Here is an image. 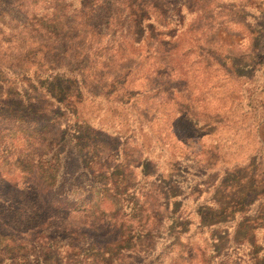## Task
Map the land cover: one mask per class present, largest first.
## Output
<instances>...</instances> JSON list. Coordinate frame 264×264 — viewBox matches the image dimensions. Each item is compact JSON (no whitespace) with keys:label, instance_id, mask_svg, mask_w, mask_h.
Wrapping results in <instances>:
<instances>
[{"label":"trees","instance_id":"obj_1","mask_svg":"<svg viewBox=\"0 0 264 264\" xmlns=\"http://www.w3.org/2000/svg\"><path fill=\"white\" fill-rule=\"evenodd\" d=\"M217 9L215 0H0V264H264V165L257 181L228 188L225 172L202 176L172 140L177 130L201 136L182 110L195 94L182 70L213 61L244 78L193 39L186 47ZM262 18L255 32L218 19L249 33L248 54L231 61L257 54L264 67ZM149 50L151 70L167 71L131 89V104L105 93V79L139 83L134 62ZM138 98L154 108L147 146ZM249 101L263 124L264 87ZM86 102L122 104L128 125L85 115Z\"/></svg>","mask_w":264,"mask_h":264},{"label":"rangeland","instance_id":"obj_2","mask_svg":"<svg viewBox=\"0 0 264 264\" xmlns=\"http://www.w3.org/2000/svg\"><path fill=\"white\" fill-rule=\"evenodd\" d=\"M215 4L220 9L213 13L212 25H210V22L204 23L202 21L199 36L194 34L185 37L186 47L189 46V41L193 39L191 40L192 45L199 46L205 54L219 60L228 71L235 73L238 70L244 78L236 79L235 76H229L227 71L219 68L213 61L210 68L203 69L196 63L193 71L189 68L192 72L182 70L183 75L190 77V87L192 84L195 85L193 96L195 104L185 105L182 110L186 115H189L196 127L201 130V136L194 138L184 131L177 130L179 136L173 135L172 140L176 141V150L179 153H182V151L191 153L192 157L190 158L195 163V169L202 176H204L203 172L212 171L211 178H214L215 181L217 175L219 176L225 172L222 178L224 179L223 185L226 184V187L229 188L233 178L241 181L248 177L253 182L257 181V176L264 165V159L262 158L264 157V123L262 124L263 120L260 117L254 116L249 104L251 92L257 88L260 92L264 87V67L260 65L262 56H257V54L231 61L233 60L229 57L231 54H236L239 57L248 54L250 46L249 33L244 28H235L228 24L223 26V21H218V19L231 15L233 18L245 20L246 25L252 31H258V25L263 20L264 0H215ZM187 17L189 18V16ZM161 48L168 53L170 46ZM263 51L264 45L257 50L258 53ZM154 57L156 58L153 52L149 50L144 59L134 62L137 63L136 66H139L136 76H134L135 78L140 77L141 81L139 83L133 79L131 74L125 83L122 80L111 83L105 79L100 86L106 87L105 93H113L114 97L112 98L114 100H117L116 97H125L126 100H123V102L131 104L135 97L134 92L129 93L131 89H134V87L143 89L140 85L144 83V80L154 82L156 73L158 75V72L167 71V68L159 71L151 70L158 65H153ZM168 58H172V55ZM115 59L116 64L111 69L113 71L119 70L118 64L122 61L118 56H115ZM190 59H192V56ZM199 61H202V59L199 58ZM163 67L166 66L163 65ZM254 71L256 72L255 76L252 75ZM145 74H148V76L144 78ZM258 75H261L263 80ZM89 84L94 89L98 88L91 80ZM151 106L152 104L146 103L144 99L138 98L137 109L141 114L137 119L146 146L154 142L150 136L151 133L145 131V117L147 116L151 120L154 110ZM82 108L85 115L99 117L102 122L115 119L124 128L128 125L131 116L128 109L122 107V104L114 105L108 110H106L107 108L98 110L97 106L86 102L82 105ZM153 125L155 130H159L161 123L155 120ZM207 176H210V174ZM221 191L222 195L226 197L228 190L223 188ZM257 192L263 193L264 190L262 191L259 188Z\"/></svg>","mask_w":264,"mask_h":264}]
</instances>
